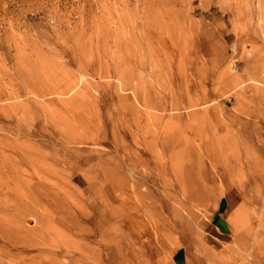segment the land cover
Listing matches in <instances>:
<instances>
[{"label": "rangeland", "instance_id": "374dc122", "mask_svg": "<svg viewBox=\"0 0 264 264\" xmlns=\"http://www.w3.org/2000/svg\"><path fill=\"white\" fill-rule=\"evenodd\" d=\"M225 196L264 264V0H0V264H171Z\"/></svg>", "mask_w": 264, "mask_h": 264}, {"label": "crops", "instance_id": "0c3cea01", "mask_svg": "<svg viewBox=\"0 0 264 264\" xmlns=\"http://www.w3.org/2000/svg\"><path fill=\"white\" fill-rule=\"evenodd\" d=\"M241 205L235 197L220 198L211 214V229L198 241L183 244L173 252L171 264H224L222 238L228 236L229 218Z\"/></svg>", "mask_w": 264, "mask_h": 264}]
</instances>
